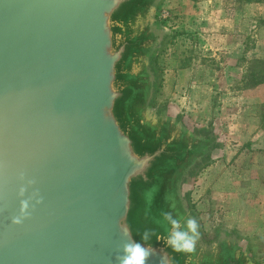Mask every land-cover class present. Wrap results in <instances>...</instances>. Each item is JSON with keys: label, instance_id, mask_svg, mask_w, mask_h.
I'll return each mask as SVG.
<instances>
[{"label": "water", "instance_id": "obj_1", "mask_svg": "<svg viewBox=\"0 0 264 264\" xmlns=\"http://www.w3.org/2000/svg\"><path fill=\"white\" fill-rule=\"evenodd\" d=\"M156 4L0 0V264H255L228 231L166 243L208 139L150 104Z\"/></svg>", "mask_w": 264, "mask_h": 264}, {"label": "rangeland", "instance_id": "obj_2", "mask_svg": "<svg viewBox=\"0 0 264 264\" xmlns=\"http://www.w3.org/2000/svg\"><path fill=\"white\" fill-rule=\"evenodd\" d=\"M155 20L168 36L152 57L150 104L220 137L187 209L203 241L228 231L264 264V84L247 85L251 62L264 60V0H157Z\"/></svg>", "mask_w": 264, "mask_h": 264}, {"label": "clouds", "instance_id": "obj_3", "mask_svg": "<svg viewBox=\"0 0 264 264\" xmlns=\"http://www.w3.org/2000/svg\"><path fill=\"white\" fill-rule=\"evenodd\" d=\"M27 207L26 202H22V211ZM163 219L171 225V230L168 235L166 243L173 249V251H191L197 232V222L194 218L186 220V231L181 229L180 221L173 219L168 213H164ZM18 223L19 220H16ZM121 229L125 233L129 231L126 224H121ZM191 234V235H190ZM149 233L145 231L141 235V239L147 241ZM124 255L120 259V264H144L149 251L142 247L139 243L126 244L123 248Z\"/></svg>", "mask_w": 264, "mask_h": 264}, {"label": "flooded vegetation", "instance_id": "obj_4", "mask_svg": "<svg viewBox=\"0 0 264 264\" xmlns=\"http://www.w3.org/2000/svg\"><path fill=\"white\" fill-rule=\"evenodd\" d=\"M192 129L199 134L200 136L205 137L206 139H208V141L206 142V146L208 147L206 152L204 153V155L187 171V173L183 176L182 179H187L189 176H193L196 174V172L206 163L209 162L212 158V156H214V150L218 149L219 146V142H220V137L218 136V134L215 132V129L213 128V126L210 127H202L200 129L194 128L192 126ZM198 232V231H197ZM223 232L222 231H217V233H215L212 238L213 240H219L222 241L225 237L222 236ZM198 238H200L201 240H203V238L200 237L199 233H198Z\"/></svg>", "mask_w": 264, "mask_h": 264}, {"label": "trees", "instance_id": "obj_5", "mask_svg": "<svg viewBox=\"0 0 264 264\" xmlns=\"http://www.w3.org/2000/svg\"><path fill=\"white\" fill-rule=\"evenodd\" d=\"M155 29L157 31V28H155ZM167 36H168L167 33L160 31V30L157 31V37L160 39V43H159L158 47L161 46L164 38ZM151 62L153 63V59L151 60ZM187 66H188V64L183 62V65L181 67H187ZM152 70H153V67H152V64H150V71H151V76L153 79L155 77H154ZM261 84H264V60H253L251 62V66L248 70L247 85L249 87L253 88V87L259 86ZM179 118L183 119V117H181V116H179ZM184 205L186 207H188L187 206V195H185V197H184Z\"/></svg>", "mask_w": 264, "mask_h": 264}]
</instances>
